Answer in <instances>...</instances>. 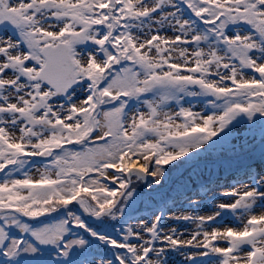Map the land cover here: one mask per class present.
<instances>
[{"label": "snow or ice", "instance_id": "snow-or-ice-1", "mask_svg": "<svg viewBox=\"0 0 264 264\" xmlns=\"http://www.w3.org/2000/svg\"><path fill=\"white\" fill-rule=\"evenodd\" d=\"M0 264H264V0H0Z\"/></svg>", "mask_w": 264, "mask_h": 264}, {"label": "rangeland", "instance_id": "rangeland-1", "mask_svg": "<svg viewBox=\"0 0 264 264\" xmlns=\"http://www.w3.org/2000/svg\"><path fill=\"white\" fill-rule=\"evenodd\" d=\"M237 130L242 132L244 130V126H239Z\"/></svg>", "mask_w": 264, "mask_h": 264}, {"label": "trees", "instance_id": "trees-1", "mask_svg": "<svg viewBox=\"0 0 264 264\" xmlns=\"http://www.w3.org/2000/svg\"><path fill=\"white\" fill-rule=\"evenodd\" d=\"M165 167H167V166H165Z\"/></svg>", "mask_w": 264, "mask_h": 264}]
</instances>
